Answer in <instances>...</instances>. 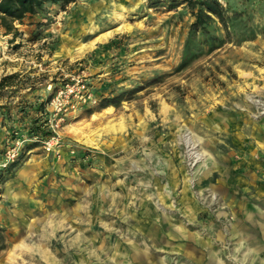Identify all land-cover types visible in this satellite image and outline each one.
<instances>
[{
  "label": "rangeland",
  "instance_id": "rangeland-1",
  "mask_svg": "<svg viewBox=\"0 0 264 264\" xmlns=\"http://www.w3.org/2000/svg\"><path fill=\"white\" fill-rule=\"evenodd\" d=\"M182 1L0 27V264L259 261L264 0H219L198 30Z\"/></svg>",
  "mask_w": 264,
  "mask_h": 264
},
{
  "label": "trees",
  "instance_id": "trees-1",
  "mask_svg": "<svg viewBox=\"0 0 264 264\" xmlns=\"http://www.w3.org/2000/svg\"><path fill=\"white\" fill-rule=\"evenodd\" d=\"M76 0H0V27L5 33L12 35L18 34L15 21H21L26 14H33L44 3H71ZM159 0H149L150 6H155ZM193 11L194 21L191 23L193 30H198L204 23V18H210L214 15L222 23H225V9L219 0H183ZM14 75H7L0 79V88L7 85ZM33 135L38 139L53 135L51 131L46 130L42 125H36L31 129ZM17 165V164H15ZM13 165V166H15ZM11 166V165H10ZM8 166V169L11 167ZM1 182V179H0Z\"/></svg>",
  "mask_w": 264,
  "mask_h": 264
},
{
  "label": "crops",
  "instance_id": "crops-1",
  "mask_svg": "<svg viewBox=\"0 0 264 264\" xmlns=\"http://www.w3.org/2000/svg\"><path fill=\"white\" fill-rule=\"evenodd\" d=\"M264 246V243H263ZM256 254V255H255ZM253 256V260L257 259L259 261L252 263L251 261H248L246 264H264V249H260L259 251H257V253H255ZM243 259L240 260V262H242Z\"/></svg>",
  "mask_w": 264,
  "mask_h": 264
}]
</instances>
